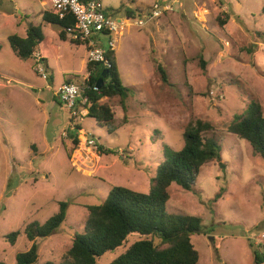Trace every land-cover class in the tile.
I'll list each match as a JSON object with an SVG mask.
<instances>
[{
    "label": "rangeland",
    "instance_id": "374dc122",
    "mask_svg": "<svg viewBox=\"0 0 264 264\" xmlns=\"http://www.w3.org/2000/svg\"><path fill=\"white\" fill-rule=\"evenodd\" d=\"M41 1L0 0V262L15 264L16 254L31 245L21 233L11 246L5 235L44 223L65 202V222L35 240L40 263L60 264L84 228L86 208L101 204L115 186L147 193L163 144L180 150L185 127L199 119L214 129L204 136L218 139L220 160L201 169L191 191L171 184L165 211L201 218L207 236L190 237L197 264H254L249 242L258 251L264 245V161L226 127L251 99L264 113V37L256 36L264 32V0H101L115 19L145 15L154 3L169 5L157 20L141 29L126 26L117 36L120 80L130 93L125 113L118 98L102 100L114 113L109 132L87 117L80 123L59 102L57 87L85 76L87 53L41 21ZM28 23L41 26L56 47L47 80L8 45L12 35L25 37ZM75 121L81 127L76 146L68 135ZM84 134L93 135L95 147L84 143ZM137 238L129 235L97 264H109Z\"/></svg>",
    "mask_w": 264,
    "mask_h": 264
},
{
    "label": "trees",
    "instance_id": "16d2710c",
    "mask_svg": "<svg viewBox=\"0 0 264 264\" xmlns=\"http://www.w3.org/2000/svg\"><path fill=\"white\" fill-rule=\"evenodd\" d=\"M107 14H110L109 11ZM133 16L131 12L125 13V17ZM41 21L58 27L59 40L63 42L69 40L67 30L74 26L73 17L59 19L51 12H43ZM216 21L219 25L226 22L220 15L216 17ZM256 36L264 37V32ZM69 42L80 46L71 40ZM8 45L14 56L21 60L32 59L35 71L37 66L41 65L45 74H48V64L56 55V47L45 37L41 26L28 23L25 37L12 35L8 38ZM154 64L162 83L166 84L167 74L163 66L158 61H154ZM201 64L204 68L202 61ZM105 70L106 78L102 87L94 89L98 77ZM75 82H79L81 97L87 100L86 117L103 125L109 132L113 126L114 113L110 106L102 103V100L118 98L125 113V103L130 93L129 88L121 83L115 51L106 49L104 61L101 63H87L85 77L75 76L65 79L62 83ZM125 118L124 114L123 120ZM69 121L72 122V118H69ZM79 130L80 124L74 122L73 126L69 127L68 135L74 146L79 142L77 139ZM212 130L214 129L208 122L198 119L185 127L182 135L183 146L180 150L173 151L163 144L162 157L156 165L155 177L147 193L115 186L109 190L101 204L87 207L88 216L84 228L82 232L73 235L71 246L61 256L60 264H97L101 256L124 245L131 234L138 235L137 240L109 264H197L198 253L192 246L190 237L194 231L203 230L201 218L167 214L165 206L169 200L168 188L171 184L191 191L201 169L210 162L220 160L221 147L218 139L204 136ZM226 132L248 142L253 155L264 161V113L258 101L251 99L242 113L235 114L226 127ZM102 151L109 153L99 147L98 152ZM220 196L221 194H218L216 198ZM58 207V212L44 223H28L23 230L13 231L3 237L12 246L22 233L31 243L28 250L16 254L15 264H52L39 262L35 240L49 237L65 222L67 203L59 202ZM248 246L253 263L262 264L264 245L261 251L255 249L250 242Z\"/></svg>",
    "mask_w": 264,
    "mask_h": 264
},
{
    "label": "built area",
    "instance_id": "2783aa9c",
    "mask_svg": "<svg viewBox=\"0 0 264 264\" xmlns=\"http://www.w3.org/2000/svg\"><path fill=\"white\" fill-rule=\"evenodd\" d=\"M52 13L59 19L68 16L74 18V26L67 30L69 40L84 46L87 53V63H101L104 61L106 49L114 50L117 36L126 26L132 25L142 28L151 21H155L169 9L155 3L145 15H135L133 18L115 19L107 14V9L101 0H48ZM106 45L103 46L102 42ZM40 78L46 80V74L41 65L37 66ZM94 89H97L96 87ZM55 94L58 100L66 106L69 114L80 123L87 115V100L81 97V88L77 84H60ZM79 122L75 121V124ZM84 143L95 147L93 135L84 134Z\"/></svg>",
    "mask_w": 264,
    "mask_h": 264
},
{
    "label": "water",
    "instance_id": "95a60500",
    "mask_svg": "<svg viewBox=\"0 0 264 264\" xmlns=\"http://www.w3.org/2000/svg\"><path fill=\"white\" fill-rule=\"evenodd\" d=\"M105 78H106V70L101 73V75L98 77V79L96 81V88L97 89L102 87L103 81ZM202 233H203V230L194 231V234H202Z\"/></svg>",
    "mask_w": 264,
    "mask_h": 264
},
{
    "label": "crops",
    "instance_id": "0c3cea01",
    "mask_svg": "<svg viewBox=\"0 0 264 264\" xmlns=\"http://www.w3.org/2000/svg\"><path fill=\"white\" fill-rule=\"evenodd\" d=\"M41 6H43L45 9H43L42 11H41V13H43V12H51L52 13V10H51V6H50V3H49V1H47V0H42L41 2ZM155 4V3H154ZM108 11V10H107ZM134 15V14H133ZM40 16H42V14L40 15ZM135 16V15H134ZM133 16V17H134ZM150 24V23H149ZM135 28V27H134ZM141 29V28H140ZM114 51H115V49H114ZM86 62V61H85ZM86 64L87 63H85V67H86ZM85 77V76H84Z\"/></svg>",
    "mask_w": 264,
    "mask_h": 264
},
{
    "label": "flooded vegetation",
    "instance_id": "af4514ba",
    "mask_svg": "<svg viewBox=\"0 0 264 264\" xmlns=\"http://www.w3.org/2000/svg\"><path fill=\"white\" fill-rule=\"evenodd\" d=\"M204 233H206V232H203L202 234H203L204 236H207V235H205Z\"/></svg>",
    "mask_w": 264,
    "mask_h": 264
}]
</instances>
